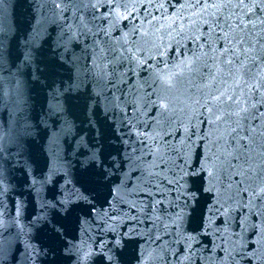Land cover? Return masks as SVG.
<instances>
[{
  "label": "snow or ice",
  "instance_id": "snow-or-ice-1",
  "mask_svg": "<svg viewBox=\"0 0 264 264\" xmlns=\"http://www.w3.org/2000/svg\"><path fill=\"white\" fill-rule=\"evenodd\" d=\"M33 7L0 18V264H264V0Z\"/></svg>",
  "mask_w": 264,
  "mask_h": 264
},
{
  "label": "water",
  "instance_id": "water-1",
  "mask_svg": "<svg viewBox=\"0 0 264 264\" xmlns=\"http://www.w3.org/2000/svg\"><path fill=\"white\" fill-rule=\"evenodd\" d=\"M34 0H6V5L0 10V18L4 22L22 32L29 24L34 10ZM8 75L7 72L4 73ZM39 103L38 96H30L27 101L29 109L31 105ZM19 115L15 97L11 95L10 87L5 84L0 87V126L7 127L8 123ZM6 264H12L11 257Z\"/></svg>",
  "mask_w": 264,
  "mask_h": 264
}]
</instances>
